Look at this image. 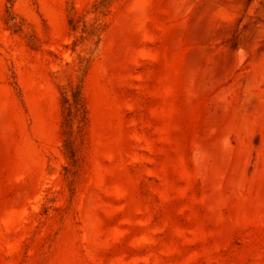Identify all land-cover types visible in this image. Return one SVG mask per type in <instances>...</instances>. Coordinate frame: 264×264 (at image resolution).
I'll list each match as a JSON object with an SVG mask.
<instances>
[{
    "label": "rangeland",
    "instance_id": "obj_1",
    "mask_svg": "<svg viewBox=\"0 0 264 264\" xmlns=\"http://www.w3.org/2000/svg\"><path fill=\"white\" fill-rule=\"evenodd\" d=\"M0 264H264V0H0Z\"/></svg>",
    "mask_w": 264,
    "mask_h": 264
},
{
    "label": "trees",
    "instance_id": "obj_2",
    "mask_svg": "<svg viewBox=\"0 0 264 264\" xmlns=\"http://www.w3.org/2000/svg\"><path fill=\"white\" fill-rule=\"evenodd\" d=\"M115 1L116 0H94V10H95V12H98L101 14H106L109 11L112 3ZM70 23H71V21H70ZM100 31H102L101 27L97 26L93 29V32L90 33L91 39L97 38L95 43H97L100 39ZM84 68H85V65L81 64L80 71H83ZM81 85H82V79L78 82V84H76V87H75L74 93H73V97L75 99L76 104H78V102H82Z\"/></svg>",
    "mask_w": 264,
    "mask_h": 264
}]
</instances>
